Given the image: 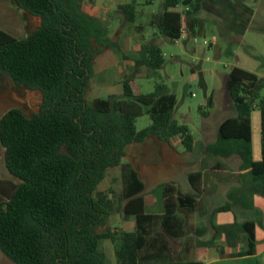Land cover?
Listing matches in <instances>:
<instances>
[{
  "label": "trees",
  "instance_id": "1",
  "mask_svg": "<svg viewBox=\"0 0 264 264\" xmlns=\"http://www.w3.org/2000/svg\"><path fill=\"white\" fill-rule=\"evenodd\" d=\"M5 1L40 18V25L21 39L0 30V74L15 87L39 92L41 104L32 114L12 108L0 118L4 167L18 180L8 199L0 201V251L15 264H105L100 242L109 240L116 264H202L169 260L164 237L171 235L140 228L142 216L137 213L134 231L111 229L109 221L120 200L110 196L115 195L113 186H99L111 172L124 171L130 144L155 138L171 145L178 139L185 151L192 150L193 136L173 118L175 96L161 84L141 94L136 84L138 70L154 72L162 67L160 47L142 39L133 59L134 74L120 82L121 95L87 100L96 57L120 48L108 37V28L85 11V0ZM161 5L150 26L169 41L200 23L195 15L203 0H161ZM178 6L188 10L180 13L174 10ZM136 7L134 1L118 6L129 26L136 22ZM225 88L235 114L218 125L211 150L222 158L238 157L242 169L248 170L246 190L264 196V78L233 67ZM206 104L212 107L211 97ZM143 108L150 124L137 130L135 122ZM254 111L260 115L257 162L251 149ZM130 174L134 184L123 192L126 198L143 189L136 173ZM219 209L229 210L230 204ZM256 224L252 219L235 220L215 229L224 234L228 245H245L237 255L254 254ZM227 255L218 249V257ZM252 264H264V253Z\"/></svg>",
  "mask_w": 264,
  "mask_h": 264
},
{
  "label": "rangeland",
  "instance_id": "2",
  "mask_svg": "<svg viewBox=\"0 0 264 264\" xmlns=\"http://www.w3.org/2000/svg\"><path fill=\"white\" fill-rule=\"evenodd\" d=\"M131 1L136 3L138 15L135 24L129 26L119 12L118 5L128 4ZM83 6L89 16L108 28L110 40L117 43L120 50L123 49L126 53L123 60L133 62L142 39L144 42H153L160 47L164 59L162 67L154 72L144 68L138 70L135 72L138 76L136 84L141 94L152 92L159 84L165 87L167 93L173 94L176 98L173 118L187 127L196 143L203 140L202 130L204 128L207 129V133L214 134L212 129L221 119L235 114L225 88V78L233 67H239L264 78V0H203L201 11L195 15L200 23L192 32L186 29V36L177 42L156 35V30L150 26L153 16L162 11L161 0H85ZM238 8L246 9L247 14L234 19L231 12ZM183 9L178 6L176 11L181 13ZM14 10L19 12L23 20V30L15 38L26 37L40 25V18L24 14L16 8ZM226 22L233 26L227 25L230 27L227 31H225L228 29ZM123 60L114 49L106 50L96 57L92 69L93 74L99 70L105 72L100 76L93 75L86 94L87 100L121 95L120 84L114 83L110 88L102 90L99 84L105 78L121 82L124 77L134 74L133 66H124ZM111 70L117 71L112 73ZM262 93L264 94V89ZM209 96L212 101L217 100L220 113L215 117L210 114L212 113L211 107L209 108L206 104ZM40 104L41 94L39 92L15 87L8 77L0 74V118L12 108L21 109L28 115L32 114L38 111ZM200 109L207 111V115L204 116ZM257 114L258 111L254 115ZM210 115L212 117H209ZM149 124V117L143 108V114L136 119V129L141 130ZM163 148H167L165 143L149 138L143 143L130 144L125 149L127 157L123 166L128 164L138 179L145 184L146 180H150L149 189H154H152V196L160 190L156 188L160 182H166L171 178L185 180V165L198 156V144H195L191 152L185 151L179 144L175 147V159L170 164V167L175 168L173 173V169H164L166 166L162 164L160 153ZM232 163V161L227 163L229 173L226 178L229 180L237 179L235 175H231V173L234 174L233 168L236 169ZM120 170L118 168L111 172L99 185L103 189L113 186L117 192L114 190L115 195L110 196L116 201L118 180H121L122 170ZM6 173L3 151L0 147V176H10ZM113 177H117L118 180L114 181ZM10 178L16 184L18 183L15 178L11 176ZM240 178L250 180L248 175H241ZM222 202L225 203L228 200L222 199ZM116 206L117 211L113 215L119 213L121 203L118 202ZM263 214L262 207L257 206L254 217L263 216ZM105 241L109 240L101 241L100 246L105 255H109L111 248L108 244H103ZM260 243L259 237L258 246ZM107 259L110 264L109 258ZM0 264L15 263L0 251Z\"/></svg>",
  "mask_w": 264,
  "mask_h": 264
},
{
  "label": "crops",
  "instance_id": "3",
  "mask_svg": "<svg viewBox=\"0 0 264 264\" xmlns=\"http://www.w3.org/2000/svg\"><path fill=\"white\" fill-rule=\"evenodd\" d=\"M231 13L232 18L237 19L247 14V11L238 8ZM225 25L230 24L226 22ZM227 28L225 31L230 27L227 26ZM0 30L14 38L19 36L23 30L21 15L5 0H0ZM136 49L134 47L135 51H137ZM117 53L122 60L123 56H126L123 49ZM123 65L130 67L133 66V62L123 60ZM116 71L111 70L110 72ZM104 72V70H99L93 75L100 76ZM109 79L111 78H105L99 84L101 90L110 88L114 83L120 84V81L114 82ZM225 79L227 80V77ZM212 102L214 103L210 114L215 117L220 111L217 108V100ZM256 112L251 114V149L254 162L261 159L260 115L259 112L254 115ZM224 119H221L212 129L214 134L207 133V129L204 128L202 130L203 140L197 143L194 140L191 151L195 148V144H198V156L185 165V180L171 178L166 182H160L156 186L160 190L154 196L151 194L154 189H149L150 180H146L145 184L138 177L137 179L143 183V189L135 196L126 198L122 195L123 192L130 191L134 184L130 174L131 171H134L127 164L124 171L121 172V176L124 175V178L120 176L121 180H118L117 200H120L121 209L118 211L119 213L111 216V222H109L111 229L134 231L137 227V213L142 216L140 228H144L150 233L165 235L168 232L171 235L164 237V240L168 241L166 251L169 260L176 262L200 260L202 264H252L257 257H262L264 253V214L254 217V212L257 206H261L264 213V196L251 195L247 191L248 189L246 190L249 180H241L240 176L248 175V170L242 169L238 157L222 158L219 153L215 154L211 150V146L216 141L217 127ZM255 126L258 131L255 130ZM179 144V140L175 139L171 145L166 144L167 148L160 150L162 164L166 166L164 169H173L170 164L175 159V147ZM231 161L236 168H233L234 174L231 173L237 177L234 180L226 178L229 173L227 163ZM174 171L175 168L172 172L174 173ZM11 179L10 176H0V201L7 200L16 186L14 180ZM222 199H227L228 202L223 203ZM226 203L230 204V209L220 210L219 208ZM245 219H252L257 223L255 225L256 250L254 254L237 255L238 251L245 249V245L242 242H238L234 246L228 245L224 234L216 231L215 227L233 223L235 220L241 222ZM259 221H261L260 224ZM259 237L261 239L260 246L257 244ZM161 241L163 242V238ZM103 244H108L111 248L109 255H105V264L109 263L107 258H109L110 264H116L113 261L114 244L111 241H105ZM155 247L159 248L160 244L156 243ZM218 249L229 255L218 257Z\"/></svg>",
  "mask_w": 264,
  "mask_h": 264
},
{
  "label": "built area",
  "instance_id": "4",
  "mask_svg": "<svg viewBox=\"0 0 264 264\" xmlns=\"http://www.w3.org/2000/svg\"><path fill=\"white\" fill-rule=\"evenodd\" d=\"M177 8H178V7L174 8V10H177ZM184 10H188V7L184 8ZM186 34H187V30H186V29H183V30L181 31L180 38H184V37L186 36ZM180 38H179V39H180ZM179 39H178V40H179ZM178 40H175L174 42H177Z\"/></svg>",
  "mask_w": 264,
  "mask_h": 264
}]
</instances>
